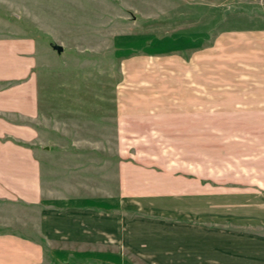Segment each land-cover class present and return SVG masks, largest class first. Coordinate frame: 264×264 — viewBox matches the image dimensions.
Wrapping results in <instances>:
<instances>
[{"label":"crops","instance_id":"crops-1","mask_svg":"<svg viewBox=\"0 0 264 264\" xmlns=\"http://www.w3.org/2000/svg\"><path fill=\"white\" fill-rule=\"evenodd\" d=\"M254 18L212 34L190 26L127 59L174 66L176 173L117 161L110 196L48 194L37 38L0 37V264H264V14ZM146 99H123L125 119L157 108ZM244 135L252 154L215 159V141Z\"/></svg>","mask_w":264,"mask_h":264},{"label":"rangeland","instance_id":"rangeland-1","mask_svg":"<svg viewBox=\"0 0 264 264\" xmlns=\"http://www.w3.org/2000/svg\"><path fill=\"white\" fill-rule=\"evenodd\" d=\"M255 14H264V0H0V37L37 38L39 141L51 149L40 152L48 194L110 196L120 160L176 173L174 66H127V59L150 43L173 46L190 26L209 34L256 26ZM127 97L157 108L126 120L120 107ZM239 137L214 142L218 162L252 154L254 135ZM124 143L133 145L122 150Z\"/></svg>","mask_w":264,"mask_h":264},{"label":"water","instance_id":"water-1","mask_svg":"<svg viewBox=\"0 0 264 264\" xmlns=\"http://www.w3.org/2000/svg\"><path fill=\"white\" fill-rule=\"evenodd\" d=\"M53 48H55L58 52L62 51L63 47L61 45L58 44H54Z\"/></svg>","mask_w":264,"mask_h":264}]
</instances>
